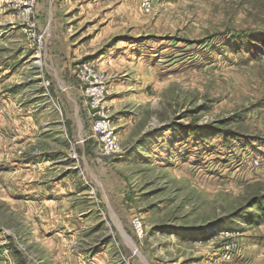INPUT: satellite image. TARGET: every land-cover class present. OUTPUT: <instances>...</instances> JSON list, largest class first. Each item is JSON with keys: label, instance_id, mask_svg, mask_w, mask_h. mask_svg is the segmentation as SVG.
<instances>
[{"label": "rangeland", "instance_id": "1", "mask_svg": "<svg viewBox=\"0 0 264 264\" xmlns=\"http://www.w3.org/2000/svg\"><path fill=\"white\" fill-rule=\"evenodd\" d=\"M18 3L0 0V264H264V0Z\"/></svg>", "mask_w": 264, "mask_h": 264}, {"label": "built area", "instance_id": "2", "mask_svg": "<svg viewBox=\"0 0 264 264\" xmlns=\"http://www.w3.org/2000/svg\"><path fill=\"white\" fill-rule=\"evenodd\" d=\"M22 4L18 3L15 7L19 9L22 8L23 12H27L34 7L36 0H20ZM38 42L41 43V36L38 37ZM82 75L85 76V80L88 82V86L86 88L87 96L91 97L92 104L95 107L103 108L104 107V99L107 92V85L104 82V74L103 72H99L98 70H94L89 64H82ZM97 127V128H95ZM93 130L95 133H104V136H101V140H103L104 149L109 152L113 150L116 144V136L114 131L110 128L109 121L105 118L100 119L96 122ZM99 130V132H97ZM135 226L138 228V222L134 221Z\"/></svg>", "mask_w": 264, "mask_h": 264}]
</instances>
